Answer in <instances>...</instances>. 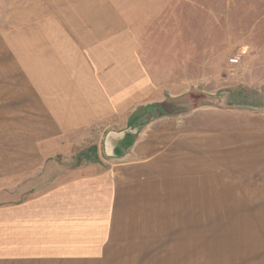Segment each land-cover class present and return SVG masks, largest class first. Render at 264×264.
Returning <instances> with one entry per match:
<instances>
[{
    "label": "crops",
    "instance_id": "obj_1",
    "mask_svg": "<svg viewBox=\"0 0 264 264\" xmlns=\"http://www.w3.org/2000/svg\"><path fill=\"white\" fill-rule=\"evenodd\" d=\"M24 13L0 30V264H264L255 164L237 186L218 169V220H207L216 164L179 173L159 155L165 109L147 121L138 110L153 82L112 0H35ZM119 117L97 145L103 168L35 191L65 140Z\"/></svg>",
    "mask_w": 264,
    "mask_h": 264
},
{
    "label": "rangeland",
    "instance_id": "obj_2",
    "mask_svg": "<svg viewBox=\"0 0 264 264\" xmlns=\"http://www.w3.org/2000/svg\"><path fill=\"white\" fill-rule=\"evenodd\" d=\"M112 2L138 34L153 82L152 98L138 110H146L147 121L162 113L156 104L165 109L155 123L166 131L157 151L164 159L178 158L174 161L179 173L198 172L194 163L205 157L208 171L209 163L216 164L212 171L217 173L207 182V220H218V169L233 173H226L224 184L237 186L246 183L245 173L255 164V180L247 182L264 187L259 178L263 170L256 164L264 157V0ZM33 3L0 0V30L22 24L30 17L24 12ZM123 119L113 118L65 140L62 160L49 167L35 191L73 174L103 168L97 145L102 146L108 131L120 129ZM218 140L220 150L211 145ZM203 145L208 153L199 149ZM248 155L252 156L249 166Z\"/></svg>",
    "mask_w": 264,
    "mask_h": 264
},
{
    "label": "built area",
    "instance_id": "obj_3",
    "mask_svg": "<svg viewBox=\"0 0 264 264\" xmlns=\"http://www.w3.org/2000/svg\"><path fill=\"white\" fill-rule=\"evenodd\" d=\"M230 62L236 63L237 62V58H230Z\"/></svg>",
    "mask_w": 264,
    "mask_h": 264
}]
</instances>
